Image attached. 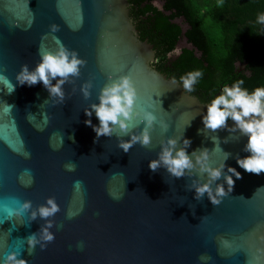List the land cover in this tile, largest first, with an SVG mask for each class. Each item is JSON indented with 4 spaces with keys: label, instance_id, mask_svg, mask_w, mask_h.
Wrapping results in <instances>:
<instances>
[{
    "label": "water",
    "instance_id": "1",
    "mask_svg": "<svg viewBox=\"0 0 264 264\" xmlns=\"http://www.w3.org/2000/svg\"><path fill=\"white\" fill-rule=\"evenodd\" d=\"M52 24L58 27L55 33H49ZM45 34L49 50L55 49V35L86 62L78 77L62 85L63 103L49 97L39 82L19 85L15 79L22 64L34 68ZM183 46L180 42L174 53ZM154 60L153 45L139 38L127 0H0V74L14 86L9 93L0 84V109L13 106L9 115L0 111V199L31 201L19 218L0 215V258L22 249L17 259L27 264H264V172H245L236 163L249 155L243 151L247 136L231 130V119L225 127L205 129L201 116L209 103L159 72ZM121 74L132 78L137 104L157 117L149 129V146L136 143L127 153L117 144L129 135L97 139L83 111L97 102L109 77ZM85 83H91L88 99L80 90ZM90 119L98 124L95 115ZM133 123L130 134L139 135L145 125ZM168 138L176 140L177 148L188 138L189 155L207 149L211 167L224 163L220 178L210 185L213 190L220 184L227 191L228 167L239 173L219 205L213 206L207 194L194 199L192 186L208 179L194 158V167L180 178L163 167L148 168ZM225 153L230 154L226 160ZM70 162L75 171L65 169ZM76 180L83 182L79 193L73 188ZM48 197L55 198L59 211L46 218L54 240L41 250L39 230L45 220L39 215L32 220L30 213ZM31 233L40 243L29 255L22 241Z\"/></svg>",
    "mask_w": 264,
    "mask_h": 264
},
{
    "label": "clouds",
    "instance_id": "2",
    "mask_svg": "<svg viewBox=\"0 0 264 264\" xmlns=\"http://www.w3.org/2000/svg\"><path fill=\"white\" fill-rule=\"evenodd\" d=\"M257 23L264 24V13L258 16ZM57 31V25L52 24L49 26V33ZM47 36L48 34H45L41 37V43L37 48L39 60L34 68L29 70L26 64H22L15 75V79L19 85L33 86L39 82L48 92L49 97H55L58 103H63L64 92L62 85L68 82L69 77H78L80 68L86 62L79 57L75 50L65 47L55 35L52 37L55 49L49 50L43 43ZM201 75L202 72L197 69L181 76L180 81L183 89L186 92H192L193 86L198 82ZM52 80L56 81L55 84L51 82ZM0 83H3L7 92L13 91L14 86L3 74H0ZM242 84L243 81H236L230 87L227 85L223 86L220 94L211 99L210 103L206 106L205 114L201 116V123L205 129L214 131L225 127L228 119L234 121V126L231 130L235 131L238 129L242 135L247 136L243 151L249 153V155L243 158H238L236 163L245 172L259 174L264 172V87L255 88L251 92H248L247 89L241 87ZM90 88L91 83L81 85L80 90L84 99L89 98ZM137 100V89L128 74L118 75L115 79L109 77V82L99 89L97 102L89 104L83 110L84 115L89 117L84 123L92 128L97 139L100 136H112L113 134L129 135L128 140H119L117 144V147L125 153L136 143H139L141 147H148L151 143L149 129L157 121V117L152 111L138 105ZM12 108V105L4 104L0 111L4 115H9ZM93 115H95L98 121L97 125H93L91 122L90 118ZM249 117L251 118L249 119ZM33 118L30 117V119ZM133 121L143 122L145 125L139 135L130 134V128L136 126ZM47 122L48 118L44 115L43 124L46 125ZM14 130L13 126L12 131ZM38 130H42V127H38ZM212 139L214 142L217 140L216 137ZM61 143L62 137L59 143L53 146V150H57ZM176 143V140L173 138H168L166 142H162L157 158L148 162V168L154 172L158 167H163L170 176L180 178L185 174V170L194 167L192 162L194 158L196 164L200 166V172L206 173L208 178L206 182L192 186L194 199L198 200L207 194L208 200L213 206L219 205L221 203L220 198L225 197L232 190L234 184L232 176L239 179V173L235 169L228 167L227 172L232 175L224 174V183L227 185V191L220 184H217L213 190L210 185L220 178L222 170L225 167L224 163L221 162L219 167H211L208 164L207 149L199 150L198 155L197 151L194 150L189 155L186 152V148L191 143L188 138H184L181 141L183 147L177 148ZM228 155L230 154H224L225 160L228 158ZM64 167L67 171L71 172L75 171L76 165L70 162L65 164ZM82 183L80 180L74 181L73 188L77 193L80 192ZM113 198L118 199L115 196ZM30 208L31 201L25 200L22 202L15 196H5L3 199H0V215L4 219L19 218ZM82 210L81 206L79 211ZM58 211L59 206L56 204L55 198L48 197L43 205L38 206L30 213V219L32 220L37 215L45 220L44 226L39 230L40 240L44 242L40 245L41 250L46 247L47 243L54 240V233L48 230L52 227V223L46 218L53 216ZM75 215H78V212L68 213V218L72 219ZM261 239H264V237H261ZM220 240L225 245L228 243L223 238ZM22 243L28 245V254L31 255L33 249L40 241L37 240L35 233H31L26 238H23ZM21 250L14 249L5 252L3 257L0 258V264H27L26 260L22 258L17 259L20 256ZM199 259H204V257L201 256Z\"/></svg>",
    "mask_w": 264,
    "mask_h": 264
},
{
    "label": "trees",
    "instance_id": "3",
    "mask_svg": "<svg viewBox=\"0 0 264 264\" xmlns=\"http://www.w3.org/2000/svg\"><path fill=\"white\" fill-rule=\"evenodd\" d=\"M127 1L139 38L153 45L152 65L159 72L180 84L186 73L202 72L189 92L201 102L210 103L236 81H243L248 92L264 87V24L257 23L264 0ZM182 38L192 48L173 54Z\"/></svg>",
    "mask_w": 264,
    "mask_h": 264
},
{
    "label": "flooded vegetation",
    "instance_id": "4",
    "mask_svg": "<svg viewBox=\"0 0 264 264\" xmlns=\"http://www.w3.org/2000/svg\"><path fill=\"white\" fill-rule=\"evenodd\" d=\"M181 27H182V29L185 31V29H186V25H182ZM180 42H182V43L184 44L183 47H187V48H190V49L192 48L191 44L187 42V39H186V38H182V40L179 41L178 44H179ZM181 48H182V47L178 48L177 52L174 53L175 50H176V48H175V50L173 51V54H177V55H178L179 52H180V49H181ZM250 118H251V117H250Z\"/></svg>",
    "mask_w": 264,
    "mask_h": 264
},
{
    "label": "rangeland",
    "instance_id": "5",
    "mask_svg": "<svg viewBox=\"0 0 264 264\" xmlns=\"http://www.w3.org/2000/svg\"><path fill=\"white\" fill-rule=\"evenodd\" d=\"M204 19H207V15L206 14L204 15Z\"/></svg>",
    "mask_w": 264,
    "mask_h": 264
},
{
    "label": "snow or ice",
    "instance_id": "6",
    "mask_svg": "<svg viewBox=\"0 0 264 264\" xmlns=\"http://www.w3.org/2000/svg\"><path fill=\"white\" fill-rule=\"evenodd\" d=\"M0 84H3V83H0Z\"/></svg>",
    "mask_w": 264,
    "mask_h": 264
}]
</instances>
